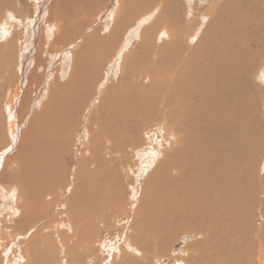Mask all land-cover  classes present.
Returning <instances> with one entry per match:
<instances>
[{
	"label": "bare ground",
	"instance_id": "bare-ground-1",
	"mask_svg": "<svg viewBox=\"0 0 264 264\" xmlns=\"http://www.w3.org/2000/svg\"><path fill=\"white\" fill-rule=\"evenodd\" d=\"M9 1L0 0V82L16 89L0 108V221L23 228L48 217L39 186L46 180L52 192L61 175L47 157L52 146L64 149L86 109L63 204L68 220L60 214L7 245L0 226L1 264H44L35 244L49 260L53 242L60 264H164L180 240L189 242L170 264H214L234 239H244L251 263L264 264V181L252 170L264 0H117L98 16L103 36L90 21L107 0H43L28 23ZM12 15L29 35L21 50ZM37 72L46 82L34 104L27 86ZM18 109L26 112L20 123ZM142 180L137 200L133 184ZM60 233L72 236L71 249ZM28 238L30 263L21 244Z\"/></svg>",
	"mask_w": 264,
	"mask_h": 264
},
{
	"label": "rangeland",
	"instance_id": "rangeland-1",
	"mask_svg": "<svg viewBox=\"0 0 264 264\" xmlns=\"http://www.w3.org/2000/svg\"><path fill=\"white\" fill-rule=\"evenodd\" d=\"M12 7L17 8V13H19V18L21 20H24L26 23L29 22V20H32L33 17L35 16V8L38 6H40V3H43V0H12ZM5 2H8V4H10L9 0H5ZM52 3V0L50 1ZM50 3V4H51ZM112 3V4H111ZM116 3L117 0H107L105 4H103L101 7L102 9L100 10V12L93 13V16L90 23L93 21V24L95 23V29L99 30L100 34L103 36L104 33L106 31L101 32L102 30V22L104 19H99L98 21V16L100 14H102L103 12H105V9L110 6V9L116 7ZM114 4V5H113ZM74 6V4H73ZM111 9V10H112ZM20 11V12H19ZM201 12H204V9L201 8ZM25 13V14H24ZM196 13H199V10L196 11ZM9 14H11V11L7 12L6 15L5 13L3 14L4 17L8 16ZM33 16V17H32ZM29 17V18H28ZM140 12L137 11V16H133V20H137L138 18H140ZM11 18H15L13 15L9 16L8 19ZM16 19V18H15ZM17 21V19H16ZM15 21V22H16ZM97 21V22H96ZM18 22V26H16L15 24H13V33L15 35L18 36V39L20 40L17 46V49L19 48V50H21V44H25L26 41V37H25V33L27 36V40L29 39V35L27 34V31L24 30V26L21 25L20 27V23ZM100 28V29H99ZM74 32V28H72ZM95 29L93 30V32L95 31ZM92 31V30H91ZM70 32V33H71ZM159 33H161L160 30H155V34H154V38H157V36L159 35ZM159 44H161V42H158ZM132 49L134 51H139L140 48L138 47V45L133 46ZM18 54V53H17ZM16 54V55H17ZM14 64V63H13ZM124 71V70H123ZM105 73V72H104ZM100 73H99V77H100ZM12 80L15 82L18 81V79L15 77V75L13 74V76L11 77ZM45 80H41L39 78V73L37 72L34 79L32 81H30L29 85L27 86L28 88V96L29 100H31V102L34 100H37L38 97H40V93L43 92L44 86H45ZM257 83L260 85V90L258 92L254 93V98L257 101V112H258V130H257V137L261 140V145L259 147L258 150V160L254 161L252 163V170L253 172H255V180L258 184L262 183L264 181V71L262 72L261 75H259L257 77ZM97 83H95L93 85V87L91 88V95L94 94V92L96 91L97 88ZM58 84L54 85L55 87H57ZM0 87L3 88L2 92L0 93V103H2V105L0 106V108L5 111V105L7 103V101L11 98V93L9 92L10 89H12L14 92V90L16 89V87H10V85L8 84L6 87L4 85V82H0ZM9 93V94H8ZM8 96V97H7ZM10 96V97H9ZM56 97V96H54ZM39 100L35 101L34 104H37ZM37 109V108H36ZM85 106L83 105L76 113L75 115V123L73 126H71L70 129V133L69 135H67L66 137V144H63V150L61 151L60 148H53L54 146L51 147V149L55 150V153H49L47 159L53 161L54 159L59 161L60 164H58L55 169L57 170V173L61 175V177H59V183L58 186L56 187V189L52 192H50V190L47 189L48 186L45 185V181L43 182L42 185L39 186V193L41 194V202H43V204L49 205L47 214L48 217L46 219H44L43 222H39V223H32L30 222L28 225H26L23 228H17L15 225V220H8V218L5 221H0V226H3L5 228V232H4V239H5V243L4 245H7L11 242V239H13L16 235H26L30 230L32 229H37L35 231V233L33 234L34 236L37 234V232L40 230L41 224L46 222L47 224H50L52 222L55 221H59V219H61L60 214L64 215L66 212V217L64 216L62 218V221H67L68 220V213H67V209H63V204L65 203V200L68 198V196L70 195L71 191V187H73L72 183V175L74 173V167L75 165L78 164V160H79V156L82 153V147L79 146L78 147V155L77 158L75 160H72V154H74L75 152V148H77L75 146V142L77 139L78 135H81L82 133V128L80 125V120L82 119L83 115L85 114ZM18 114H19V123L21 122L22 119H25L26 116V112L24 111V109H18ZM23 131H25V126ZM158 135V134H157ZM161 136L162 135H158V137H160L159 141H161ZM11 155L8 154V156ZM66 156V158H64L63 156ZM104 158H106V156H104ZM61 161V162H60ZM11 166V165H10ZM130 166H132L134 169L133 171V176L131 174H129L130 177H133V181H134V172L135 171V165L134 163H132ZM13 169H16L15 167H13ZM0 172H2V166L0 167ZM120 177L122 180H124V184H126V177L127 174L121 170L120 172ZM42 179H45L46 177H41ZM146 179V178H145ZM47 182V181H46ZM145 182L146 180H142L140 182H137L136 184H133V187L135 189V191L137 190V195L136 198L138 200L139 195L143 196L144 192H145ZM50 185H52L53 183H48ZM9 186V185H8ZM68 186H70L68 189H66ZM44 192L43 194V191ZM128 191L131 192V188H128ZM46 196L48 198H46ZM22 199V197H20ZM51 198V199H50ZM50 203V204H47ZM38 206V205H37ZM35 206L34 209L37 207ZM135 208L134 210H136L138 208V204L134 205ZM59 207H61V209H59ZM259 206L257 205L255 207V211L256 209H258ZM46 214V215H47ZM23 215V213H22ZM261 221H258V226L261 225ZM48 228H51L52 226H47ZM257 230V226L255 225V231ZM13 231L15 233H13ZM50 239L56 240L57 241V236H58V232L55 229H51L50 232ZM32 235V236H33ZM71 235L68 234H61L60 233V238L68 244V250L72 248L73 244H72V240H71ZM30 238V237H29ZM27 239L25 241H21L22 244V249L24 252H26V256L29 257V263L31 262V260L34 258L30 252V248L34 249V246L30 247L31 240L32 239ZM117 236L115 235L114 238L111 237V239L116 240ZM191 240V239H190ZM239 240H244V239H234L233 242H231L230 247L232 248L233 252H231L228 256V258L226 260L223 259H219L217 257H215V263L214 264H258V257L253 259V263L250 262V255L247 253L248 249H247V245L245 242H239ZM189 242V240H180L177 241L171 250L173 251H178L179 250V254L178 253H172V251L168 252V256L164 257L162 259V262L164 264H170L173 263V259L182 256V253H184L185 251V245L186 243ZM233 243V244H232ZM39 250V256L38 258H36V260H39V258L41 257L40 261H43L44 264H60V260H59V249L56 251L57 249V245L55 242H53L54 245V256L52 259L47 260L46 257L43 254V251L40 249V245L39 244H35ZM24 247H28L27 250L24 249ZM175 255V256H173ZM179 255V256H178ZM186 255V254H185ZM172 257V258H171ZM103 261V259L101 260ZM101 261L98 264H101ZM2 263V260H0V264ZM89 264H91L89 262Z\"/></svg>",
	"mask_w": 264,
	"mask_h": 264
}]
</instances>
